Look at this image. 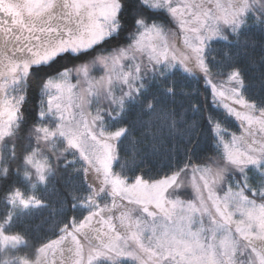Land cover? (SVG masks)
Here are the masks:
<instances>
[{
	"label": "snow or ice",
	"instance_id": "snow-or-ice-1",
	"mask_svg": "<svg viewBox=\"0 0 264 264\" xmlns=\"http://www.w3.org/2000/svg\"><path fill=\"white\" fill-rule=\"evenodd\" d=\"M250 69L264 0H0V264H264Z\"/></svg>",
	"mask_w": 264,
	"mask_h": 264
},
{
	"label": "trees",
	"instance_id": "trees-1",
	"mask_svg": "<svg viewBox=\"0 0 264 264\" xmlns=\"http://www.w3.org/2000/svg\"><path fill=\"white\" fill-rule=\"evenodd\" d=\"M214 46L217 47L218 50H220L219 45ZM61 63H67V61H61ZM51 70L53 69H45L44 71ZM248 83L250 84L249 91L251 93H259L260 91L264 90V78L261 77L259 71L253 69H250L248 71ZM238 128L239 125L236 122L233 131H237V134L239 133V131L237 130ZM134 135L139 136V133H135ZM123 147L126 149V151H122L121 155L128 157H133L137 154L144 155L147 158V166L153 168V174H155V172L159 170L160 164L158 163L157 158L153 156V150L150 142L143 141L140 144L130 145L128 141H125ZM163 151L164 149L162 147L161 152ZM116 170L119 171V168L117 167ZM160 175H163V173L161 172ZM71 182L73 181L68 179L66 176H61L57 179V181L54 182V186L57 188H61L64 186L65 183ZM76 182H78V179ZM33 192H35V194L38 196L42 195L46 199H48L51 202L52 207H58L56 203L57 196L55 195V193H53V186H49L47 189H45L44 185L40 184L37 186V189L30 190L29 194H33ZM2 210L3 206L0 205V211ZM53 219L54 218L50 215V209H44L41 211L34 212L33 214L24 218L21 223L23 229L27 230L32 237L55 238L53 235L54 229L52 226ZM57 219L59 218L57 217ZM17 230L18 229H13V231ZM24 251L27 252L28 250L25 249Z\"/></svg>",
	"mask_w": 264,
	"mask_h": 264
},
{
	"label": "rangeland",
	"instance_id": "rangeland-1",
	"mask_svg": "<svg viewBox=\"0 0 264 264\" xmlns=\"http://www.w3.org/2000/svg\"><path fill=\"white\" fill-rule=\"evenodd\" d=\"M197 2H199V0H197ZM222 2H226V0H222ZM238 123V122H237ZM239 125V124H238ZM240 134V132L237 134V135H239Z\"/></svg>",
	"mask_w": 264,
	"mask_h": 264
}]
</instances>
